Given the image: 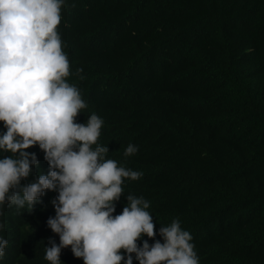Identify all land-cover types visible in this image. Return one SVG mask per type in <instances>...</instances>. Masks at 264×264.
Masks as SVG:
<instances>
[{
    "label": "trees",
    "instance_id": "obj_1",
    "mask_svg": "<svg viewBox=\"0 0 264 264\" xmlns=\"http://www.w3.org/2000/svg\"><path fill=\"white\" fill-rule=\"evenodd\" d=\"M60 15L65 79L87 105L76 122L100 117L106 158L143 173L124 178L113 215L143 197L157 235L138 245L163 242L178 219L199 264H264V0H63ZM129 144L138 151L125 156ZM27 151L39 167L22 184L46 174L44 151ZM57 196L46 190L31 212L0 205V264H50ZM60 259L84 264L71 246Z\"/></svg>",
    "mask_w": 264,
    "mask_h": 264
},
{
    "label": "clouds",
    "instance_id": "obj_2",
    "mask_svg": "<svg viewBox=\"0 0 264 264\" xmlns=\"http://www.w3.org/2000/svg\"><path fill=\"white\" fill-rule=\"evenodd\" d=\"M62 3L0 0V121L6 128L0 150L13 154L0 159V205L27 204L31 212L46 190L58 192L51 201L56 215L47 221L60 236L59 244L49 238L51 246H46L50 264H62L61 250L69 246L84 264H133V253L139 264H199L192 236L178 219L159 229L163 242L138 245L143 235H157L143 197L128 195L122 213L113 215L124 178L137 180L143 173L106 158L108 146L97 144L104 123L100 117L76 122L87 105L65 79L70 65L57 31ZM35 145L45 153L46 174L22 184L32 166L39 167L37 154L27 151ZM137 151L129 144L124 154ZM8 243L0 237V257Z\"/></svg>",
    "mask_w": 264,
    "mask_h": 264
}]
</instances>
